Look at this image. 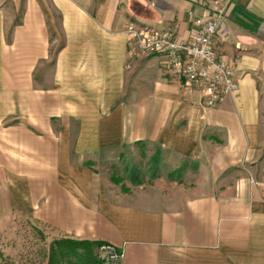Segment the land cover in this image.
Listing matches in <instances>:
<instances>
[{
	"label": "crops",
	"instance_id": "crops-1",
	"mask_svg": "<svg viewBox=\"0 0 264 264\" xmlns=\"http://www.w3.org/2000/svg\"><path fill=\"white\" fill-rule=\"evenodd\" d=\"M223 1L238 88L208 108L124 29L189 39L209 0H0V230L24 217L120 264H264V0ZM138 143L171 170L112 181L99 159Z\"/></svg>",
	"mask_w": 264,
	"mask_h": 264
},
{
	"label": "built area",
	"instance_id": "built-area-1",
	"mask_svg": "<svg viewBox=\"0 0 264 264\" xmlns=\"http://www.w3.org/2000/svg\"><path fill=\"white\" fill-rule=\"evenodd\" d=\"M209 12L195 20L189 39L173 34L167 28H155L128 20L130 57L159 54L167 70L176 78L198 87L200 103L212 108L238 88L236 70L218 55L213 48L219 24L226 16L229 2L209 0ZM95 255L102 264H120L125 253L109 243L95 248Z\"/></svg>",
	"mask_w": 264,
	"mask_h": 264
},
{
	"label": "rangeland",
	"instance_id": "rangeland-1",
	"mask_svg": "<svg viewBox=\"0 0 264 264\" xmlns=\"http://www.w3.org/2000/svg\"><path fill=\"white\" fill-rule=\"evenodd\" d=\"M155 148L156 145L153 143L139 144L132 148L123 146L114 152L116 155L114 158L108 156L106 159H99V165L113 172L114 176L127 178L128 183L132 182L133 179L147 183L162 173L166 175V169L171 170L172 168L171 164L170 167H167L166 160L160 158V163L157 165L158 167L153 169L154 175H152L150 157ZM125 164L129 168L135 166L137 176L129 177L126 175L124 172ZM13 221L0 230V264H46L48 247L53 239L46 234V230L27 218L22 217ZM64 264L69 263L65 262Z\"/></svg>",
	"mask_w": 264,
	"mask_h": 264
},
{
	"label": "trees",
	"instance_id": "trees-1",
	"mask_svg": "<svg viewBox=\"0 0 264 264\" xmlns=\"http://www.w3.org/2000/svg\"><path fill=\"white\" fill-rule=\"evenodd\" d=\"M155 145V151L150 157L152 170L158 167L162 153L161 147L157 144ZM128 168L129 166L125 164L124 172H126V175H129V177L137 176V168L135 166H132L127 171ZM152 175H154V170ZM111 179L116 183L120 182V179L114 175L111 176ZM132 182L135 184L141 183L137 179H133ZM101 243L103 242L76 240L66 237L53 239L48 247L46 264H64L65 262L69 264H102L97 259L94 251L96 246Z\"/></svg>",
	"mask_w": 264,
	"mask_h": 264
}]
</instances>
